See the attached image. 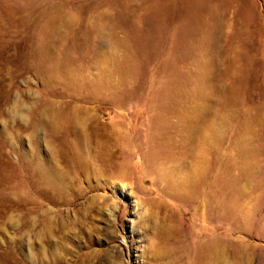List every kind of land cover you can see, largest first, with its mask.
<instances>
[{
	"label": "rangeland",
	"instance_id": "374dc122",
	"mask_svg": "<svg viewBox=\"0 0 264 264\" xmlns=\"http://www.w3.org/2000/svg\"><path fill=\"white\" fill-rule=\"evenodd\" d=\"M211 247L264 264V0H0V264Z\"/></svg>",
	"mask_w": 264,
	"mask_h": 264
},
{
	"label": "bare ground",
	"instance_id": "6f19581e",
	"mask_svg": "<svg viewBox=\"0 0 264 264\" xmlns=\"http://www.w3.org/2000/svg\"><path fill=\"white\" fill-rule=\"evenodd\" d=\"M70 125H72V124H70ZM88 130L89 129H85V131L81 130V133L80 134L78 133V135L81 138H83V140H85V139L88 140V136L90 135ZM82 156H83V154H82ZM61 158L63 159V157H61ZM80 160H82V159H80ZM65 161H68V159L65 160ZM47 178H49V177L47 176ZM50 180H51V178H50ZM155 207H156V210L158 211V214H160V217H157V218L154 219V229L157 230L159 227L166 228V226L175 227V225L172 224V223H174V221H172V219L170 217V213L167 211L165 206L163 204H158L157 203V204H155ZM175 253L178 254L179 252L176 251ZM225 255H226L225 252L217 250L216 247H211L209 249L207 248L205 250V252H204V249H202L201 256H200L201 260L197 264H203L204 260H205V262L207 264H221L220 263V259L222 257H225ZM243 258H244V256L242 257V255L240 253H237V254H235V258L233 259V262H231V264H249L248 262H249V258H250V252L248 251L247 255L245 256V258L244 259ZM194 264H196V263H194Z\"/></svg>",
	"mask_w": 264,
	"mask_h": 264
}]
</instances>
